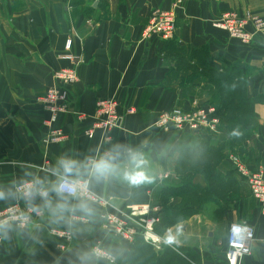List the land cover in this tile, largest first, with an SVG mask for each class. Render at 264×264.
I'll list each match as a JSON object with an SVG mask.
<instances>
[{
    "label": "crops",
    "instance_id": "crops-1",
    "mask_svg": "<svg viewBox=\"0 0 264 264\" xmlns=\"http://www.w3.org/2000/svg\"><path fill=\"white\" fill-rule=\"evenodd\" d=\"M70 1L0 0V191L15 193L17 185L33 177L54 179L48 170L61 157L77 161L85 172L90 161L118 153V171L101 183L89 184L100 198L99 202L90 201L94 209L91 217L77 212L56 221L44 211L24 227L8 222L0 229V264H81L80 255L95 246L110 253L114 261L93 258L90 264H130V256L139 245L148 246L155 256L172 248L183 257L181 248L191 257L189 263L226 264L224 236L229 224L235 222L254 229L251 252L241 264H264V201L251 196L247 181L238 173L233 175L239 184L238 196L222 214L225 235L219 247L213 240L202 239V225L214 223L199 213L168 223V215L177 213L182 200L177 194H163L164 190L180 183L177 172H182L184 161H191L180 157L176 149L205 141L219 144L216 138L227 131L219 114V136L218 132L194 133L155 125L158 113L173 106L190 108L195 102L214 105L204 101L207 92L201 87L208 84L206 76L186 79L188 71L175 66L167 45L197 53L202 49L208 68L222 71L231 67L241 78L242 95L251 105L250 116L240 127L248 126L250 134L237 155L248 169H261L264 176V46L257 39L241 43L212 27L221 13L231 9H248L264 18V0H81L77 16ZM172 8L176 14L174 39H144L150 13ZM90 10L100 19L95 20ZM68 37V52L83 60L76 67L77 79L62 84L52 75L73 67L70 60L61 57ZM189 62L194 65L197 60L191 57ZM56 86L67 91L68 111L48 126L42 99ZM109 97H115L122 115L118 127L109 131L111 140L106 141L101 131L87 137L96 100ZM73 112L86 118L77 121ZM50 127L62 129L66 139L46 141ZM131 153L143 158L151 182L130 185L123 179ZM229 162L224 158L216 166L219 175L231 171ZM164 174L166 178H162ZM193 181L203 185V174H194ZM13 201L29 207L24 199L11 194L0 199V207ZM141 207L148 211L145 216L127 220L134 231L131 240L121 238L104 220L105 214L125 216L130 208ZM152 215L159 218L154 235L164 239L159 249L141 238L139 219ZM52 228L66 230L69 239L55 236ZM169 235L175 237L174 243H166Z\"/></svg>",
    "mask_w": 264,
    "mask_h": 264
},
{
    "label": "built area",
    "instance_id": "built-area-1",
    "mask_svg": "<svg viewBox=\"0 0 264 264\" xmlns=\"http://www.w3.org/2000/svg\"><path fill=\"white\" fill-rule=\"evenodd\" d=\"M90 23V19L87 20ZM212 27L224 32L229 38L236 39L241 43L250 44L256 39L264 46V18L251 13L248 9L226 10L212 22ZM176 34V14L174 9L155 10L150 13L148 23L143 30V38L146 40L157 38L161 41L174 39ZM71 38L65 41L64 49L66 53L61 57L70 60L73 67L57 70L53 73L55 81L68 84L77 79L76 67L82 62L80 55L70 54ZM43 103L48 113V126L55 122L56 118L68 111V95L65 88L56 86L47 90L43 97ZM118 102L115 97L100 98L95 102V110L92 123L86 129L87 137L92 138L97 131L104 132V139L111 140L110 132L118 127L122 115L118 112ZM77 121H83L86 116L78 113H72ZM220 119L217 108L214 105L193 103L190 108L173 106L167 110L158 113L155 119V125L160 129L185 130L188 132H209L217 133ZM66 139V133L60 128L50 127L46 136V141L61 142ZM229 161L234 170L245 178L249 186L251 196L259 202L264 201V176L261 169L250 170L243 163L239 155H230ZM164 174L162 178H166ZM20 186H16L17 188ZM86 196L90 197L91 202H99L100 198L93 193L88 186ZM132 209V210H131ZM128 215L123 214H105L104 220L111 225L115 233L121 238L131 240L134 231L130 229L127 220H133L134 216L146 215L148 212L144 207L139 209L130 208ZM264 213V210H263ZM27 216V222L16 219L17 216ZM36 213L32 212L30 207H23L18 201L5 204L0 207V220L13 222L20 227L27 226L32 222ZM83 220V218H79ZM142 223L141 238L144 243L159 249L164 239L154 235V226L158 223L157 216H147L139 219ZM50 232L60 239H69V233L64 229L52 228ZM0 231V241H1ZM254 240V229L247 223H230L225 235L224 261L226 264H241L242 259L250 254L252 242ZM63 245V244H62ZM169 245V244H168ZM93 249H99L106 255L99 257L108 263H113V256L98 246ZM92 249V250H93Z\"/></svg>",
    "mask_w": 264,
    "mask_h": 264
},
{
    "label": "trees",
    "instance_id": "trees-1",
    "mask_svg": "<svg viewBox=\"0 0 264 264\" xmlns=\"http://www.w3.org/2000/svg\"><path fill=\"white\" fill-rule=\"evenodd\" d=\"M69 5L72 8L74 16H77L82 10L81 0H72L69 2ZM90 12L93 14L95 20L100 19L99 15L95 13L94 10H90ZM167 46L169 47L168 53H172L176 49H183L172 43H168ZM200 51L203 50L201 49L199 52ZM195 66L192 71L193 75H195L197 69L201 70L198 65ZM206 71L208 74L212 73L213 75L212 77L210 76V78L206 77L208 84L212 85V81L215 79L213 77L218 75V70L207 68ZM218 77L220 80L215 85L218 94V102L215 104V107L217 108L220 119H222V122L227 127V130L231 131L234 130L235 124L237 128L240 127L239 121L241 117H244L245 122L248 118L247 116H250L251 103L242 95L241 78L233 69ZM221 148V146L211 145L207 141L200 142L192 147L181 145L177 147L176 150L180 157L190 159L191 161H184L182 172H177L181 176L180 183L175 186L166 187L164 190L163 194H177L182 200L177 213L168 215V223L181 221L199 213L202 201H205L208 196L212 198V201H215V204L224 206L228 205L234 199L233 195L238 193L239 189V184L233 176L235 173L227 171L224 175H219L215 169L224 159ZM197 172L204 176L203 185L194 183L193 181V176ZM197 193L204 196H198ZM180 250L182 251L183 257L172 248H164L155 256L148 246L139 245L130 256L129 261L130 264H169L177 259H182L183 261L186 259L188 261L190 259L189 255L181 248Z\"/></svg>",
    "mask_w": 264,
    "mask_h": 264
},
{
    "label": "clouds",
    "instance_id": "clouds-1",
    "mask_svg": "<svg viewBox=\"0 0 264 264\" xmlns=\"http://www.w3.org/2000/svg\"><path fill=\"white\" fill-rule=\"evenodd\" d=\"M233 136H240L237 130ZM119 154H105L98 159L90 161L85 172L77 161L61 157L55 167L50 171L54 179L47 177H33L24 180L15 193L0 191V199L6 195H14L24 199L32 212L40 215L47 211L56 221L65 220L67 215L79 212L84 216L94 215V209L90 203V197L86 196L88 186L92 181L101 183L118 171L116 162ZM129 168L123 172V179L130 185H139L151 182V177L144 170L145 161L141 156L131 153L128 157ZM39 200V203L36 201ZM16 219L27 222L28 217L17 216ZM7 221L0 220V229L5 228ZM175 237L169 235L166 243H174ZM106 255L99 249H93L80 255L81 264H90L93 258Z\"/></svg>",
    "mask_w": 264,
    "mask_h": 264
},
{
    "label": "rangeland",
    "instance_id": "rangeland-1",
    "mask_svg": "<svg viewBox=\"0 0 264 264\" xmlns=\"http://www.w3.org/2000/svg\"><path fill=\"white\" fill-rule=\"evenodd\" d=\"M191 57L196 58V60H197L196 64H194V65L190 64L189 60L191 59ZM170 58L178 69L185 68V70L188 71L185 74L186 79H191V78L196 77V76H206L208 78H210V76L211 77L213 76L212 73L208 74V72L206 71L208 68V65H207L208 59H207V54L204 51H200L197 53V52H194L188 48L176 49L175 51L170 53ZM203 64H204V66H203ZM195 65H198V67L201 68V70L197 69L195 75H193L192 71H193ZM214 70L217 71V69H214ZM230 70H232L231 67H223L222 71L218 70L217 71L218 75L213 77L215 79L212 81V85H208V84L204 83V85L201 87V90H206V92H207V95L205 96L204 101L211 102L214 105L217 104L218 94H217V91L215 89V85L220 80V78L218 76L224 75V73H227ZM242 124H243V126H245L244 117H241L240 121H239V126H241ZM234 127H235L234 130L239 131L240 133H242V135L233 136L232 133L234 130H231V131L230 130H227V131L223 130L224 133H222V135H220L222 131H219L217 135L218 136L220 135V136L216 138V143L220 142L217 145H219V147L220 146L222 147L221 148L222 154H223L224 158H227L228 162H229V156L230 155L239 154V151L242 149L241 147L243 146L244 141L247 139L248 135L250 134V129L248 128V126L246 129H243L241 127L237 128V126L235 124ZM231 171L234 172L235 174H237V172L234 170V168L232 166H231ZM197 195L198 196L199 195L204 196V195H201L199 193H197ZM236 196H238V193L233 195V197H236ZM217 200H219V199H217ZM201 205L202 206H200L199 214H201L202 217L207 218L214 223L212 226L202 225V227H201L202 239L204 240V242H205V240H209V241L213 240L214 241L213 243L214 244L217 243V245L219 247L220 243H222L223 236L225 235L223 233V229H222V225H221L222 216H223L222 214L225 211L226 206H229L230 203L228 205H225V206L221 205V204L217 205V204H215V201H212V198H210V196H208L205 201H202ZM209 232L211 233V235H208ZM214 244H213L214 248H217ZM185 253L188 254V252H185ZM169 264H190V263L186 259H184V261L182 259H177L175 261H172Z\"/></svg>",
    "mask_w": 264,
    "mask_h": 264
}]
</instances>
